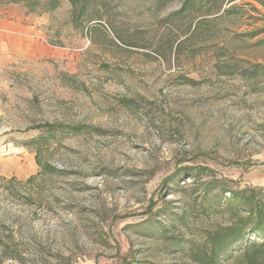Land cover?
Returning a JSON list of instances; mask_svg holds the SVG:
<instances>
[{
	"label": "rangeland",
	"instance_id": "obj_1",
	"mask_svg": "<svg viewBox=\"0 0 264 264\" xmlns=\"http://www.w3.org/2000/svg\"><path fill=\"white\" fill-rule=\"evenodd\" d=\"M75 4L0 0V264H264V0Z\"/></svg>",
	"mask_w": 264,
	"mask_h": 264
},
{
	"label": "crops",
	"instance_id": "obj_2",
	"mask_svg": "<svg viewBox=\"0 0 264 264\" xmlns=\"http://www.w3.org/2000/svg\"><path fill=\"white\" fill-rule=\"evenodd\" d=\"M44 20L25 13L16 6L0 5V64L12 62L27 55L30 38L44 36ZM26 46V48H23ZM43 46V44H42Z\"/></svg>",
	"mask_w": 264,
	"mask_h": 264
},
{
	"label": "trees",
	"instance_id": "obj_3",
	"mask_svg": "<svg viewBox=\"0 0 264 264\" xmlns=\"http://www.w3.org/2000/svg\"><path fill=\"white\" fill-rule=\"evenodd\" d=\"M71 1V3L73 4V5H75L76 6V4H75V0H70ZM9 2V1H8ZM46 126H48V127H51L50 125H46ZM52 129V128H51ZM259 226V225H258ZM263 227H254V229H255V231H259L260 232V229H262ZM234 233H235V237L233 238V240H231L232 242L235 240H239V239H241V236L243 235V233H241V231L239 230V229H236L235 231H234ZM241 235V236H240ZM261 247H264L263 245L264 244H262V243H260L259 244ZM222 248L223 247V244H220L219 245V248Z\"/></svg>",
	"mask_w": 264,
	"mask_h": 264
}]
</instances>
